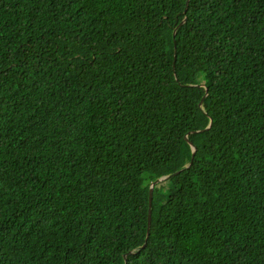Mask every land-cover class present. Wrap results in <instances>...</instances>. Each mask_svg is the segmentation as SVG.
I'll use <instances>...</instances> for the list:
<instances>
[{"label":"trees","instance_id":"16d2710c","mask_svg":"<svg viewBox=\"0 0 264 264\" xmlns=\"http://www.w3.org/2000/svg\"><path fill=\"white\" fill-rule=\"evenodd\" d=\"M187 1L0 0V264H264V0Z\"/></svg>","mask_w":264,"mask_h":264},{"label":"water","instance_id":"95a60500","mask_svg":"<svg viewBox=\"0 0 264 264\" xmlns=\"http://www.w3.org/2000/svg\"><path fill=\"white\" fill-rule=\"evenodd\" d=\"M189 3H190V0L187 1V8H186V10L188 9V4H189ZM185 20H186V18H185L181 23H184ZM174 36H175V31H174ZM205 97H206V96H204V97L201 99V101L199 102V106H200V107H202V104H203V102H204ZM210 125H211V124H210ZM210 125L207 126V127L205 128V130L209 129ZM187 138H188V136H187ZM190 143H191V146H192V148H193V157H195L196 152H197V147H196L192 142H190ZM166 178H167V177H162V178H160L159 180H157L156 182H153V183L151 184V188H150V196H149V212H148V216H149V225H148V236H147V237H149V235H150V232H151V225H152L151 207H152V201H153V191H154V187H155L156 183H158V182H160V181H162V180H165ZM145 245H146V243L144 244V246H145ZM125 258H127V255H125Z\"/></svg>","mask_w":264,"mask_h":264}]
</instances>
